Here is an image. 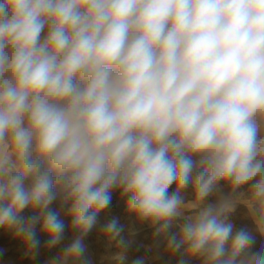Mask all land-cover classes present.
I'll return each instance as SVG.
<instances>
[{
    "label": "clouds",
    "instance_id": "obj_1",
    "mask_svg": "<svg viewBox=\"0 0 264 264\" xmlns=\"http://www.w3.org/2000/svg\"><path fill=\"white\" fill-rule=\"evenodd\" d=\"M116 192L129 222L101 223ZM145 225L196 264H264V0H0V232L94 264V230Z\"/></svg>",
    "mask_w": 264,
    "mask_h": 264
},
{
    "label": "rangeland",
    "instance_id": "obj_2",
    "mask_svg": "<svg viewBox=\"0 0 264 264\" xmlns=\"http://www.w3.org/2000/svg\"><path fill=\"white\" fill-rule=\"evenodd\" d=\"M243 212V207L239 206L231 218L237 227L246 225L251 230L252 225L243 218ZM113 215L119 217L121 223L129 222L125 213V202L120 198L118 192L113 194L110 208L102 214L101 223ZM60 219L64 220L66 225L69 222L63 210L60 211ZM153 231L154 229L147 225L139 227L131 234L126 231L123 234L122 245L115 246L113 244L109 247L98 230H94L89 237L94 264H134L135 261H139L140 264H179L181 260L196 264L195 259L186 254L169 255L165 252L162 238L154 237ZM253 235L256 236L255 247L258 248L261 243H264V239L254 232ZM43 238L41 237V239ZM120 254L123 255V259L117 258ZM47 256L48 253H42L35 260L28 258L23 245L18 240L7 232H0V264H43Z\"/></svg>",
    "mask_w": 264,
    "mask_h": 264
}]
</instances>
